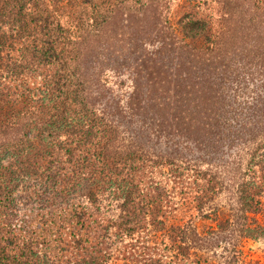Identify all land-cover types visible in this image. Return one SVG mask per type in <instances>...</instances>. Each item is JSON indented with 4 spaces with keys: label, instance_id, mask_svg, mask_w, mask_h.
I'll return each mask as SVG.
<instances>
[{
    "label": "trees",
    "instance_id": "trees-1",
    "mask_svg": "<svg viewBox=\"0 0 264 264\" xmlns=\"http://www.w3.org/2000/svg\"><path fill=\"white\" fill-rule=\"evenodd\" d=\"M217 1L222 31L194 20L180 39L160 23L164 0H0V264H107L93 235L103 221L62 199L82 183L93 206L108 192L129 231L157 206L146 170L165 168L180 190L192 177L202 209L223 183L213 165L234 155L241 211L264 212V0ZM104 68L131 75L127 106L103 105ZM20 175L59 185L44 215L49 247L29 215L19 219Z\"/></svg>",
    "mask_w": 264,
    "mask_h": 264
},
{
    "label": "rangeland",
    "instance_id": "rangeland-1",
    "mask_svg": "<svg viewBox=\"0 0 264 264\" xmlns=\"http://www.w3.org/2000/svg\"><path fill=\"white\" fill-rule=\"evenodd\" d=\"M164 1L160 23L164 25L166 21L180 39H184L183 27L187 28L190 21L209 22L212 32H220L228 18V15H223L222 4L217 0ZM133 10L139 12L137 6ZM138 16L141 17L140 14ZM132 81L131 75L125 71L104 68L99 74V83L104 84L103 105L112 107L113 111L116 110V103L127 106L133 90ZM130 122L133 129L140 128L135 120ZM126 127L128 128V123L120 127L125 135ZM160 149L166 150L162 145ZM234 151L235 149L230 150V153ZM235 159L234 155H225L223 161L213 165L220 173L223 183L220 192L202 209L196 207L193 199L196 194L192 177L185 176L187 188L181 191L178 184L168 179L165 168L146 170L142 176L144 183L153 182L159 188L157 192L146 190L155 198L157 206H153L155 209L145 208L139 221L136 223L133 220L135 223L129 231L124 228V222L129 218L128 212L121 210V202L112 200L108 192L93 206L85 196L89 187L82 183L75 193L62 201L85 206L90 209L93 219L103 221L100 228L102 232H94L93 235L99 238L98 248L107 258V264H197L199 256L201 264H205L203 259L209 264H264V212L253 215L241 211L235 193L238 182V172L233 164ZM19 183L14 204L19 219H25L29 215L28 220H32L31 229L44 235L40 234L43 238H40L39 249L45 245L49 247V243H55V239L50 235V219L44 215L51 211L50 200L59 197L56 196L59 185L49 178L27 175H20ZM115 218L116 228H110L109 225L114 223ZM172 227L178 230L175 231ZM249 228H258L260 231L256 237H250L245 234ZM185 231L187 234L184 236L182 232ZM193 232L204 237L205 244L201 248L193 247ZM183 237L190 248L188 255L179 249ZM42 241L45 244L42 245Z\"/></svg>",
    "mask_w": 264,
    "mask_h": 264
}]
</instances>
